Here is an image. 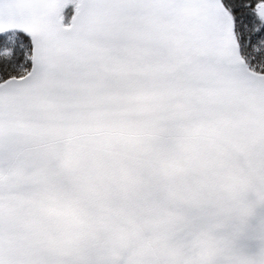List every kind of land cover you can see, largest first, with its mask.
Returning a JSON list of instances; mask_svg holds the SVG:
<instances>
[{"label": "snow or ice", "instance_id": "obj_1", "mask_svg": "<svg viewBox=\"0 0 264 264\" xmlns=\"http://www.w3.org/2000/svg\"><path fill=\"white\" fill-rule=\"evenodd\" d=\"M0 264H264V0H0Z\"/></svg>", "mask_w": 264, "mask_h": 264}]
</instances>
